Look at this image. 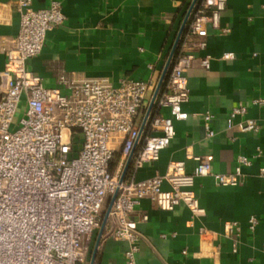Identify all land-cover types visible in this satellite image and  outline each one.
Returning a JSON list of instances; mask_svg holds the SVG:
<instances>
[{"label":"built area","instance_id":"2783aa9c","mask_svg":"<svg viewBox=\"0 0 264 264\" xmlns=\"http://www.w3.org/2000/svg\"><path fill=\"white\" fill-rule=\"evenodd\" d=\"M33 1L16 0L19 31L2 43L6 62L0 73V264H90L105 211L116 191L102 239L110 235L125 241L124 264H138L143 235L133 212L144 198L163 210L185 204L196 217L205 213L194 191L197 177L212 175L219 186H237L243 166L251 165L246 156H239L233 172L215 173L211 157L199 155L193 157L192 172L186 171L181 160L172 161L164 175L144 180L130 175L157 161L176 135L175 121L188 118L183 109L191 94L188 71L198 58L189 47L196 43L205 50L209 27L229 31L221 26L227 0L196 2L187 36L180 39V49L172 57L148 115L160 77L122 78L115 83L104 76L62 73L57 86L44 85L29 61L42 53L48 32L64 22L65 14L60 1L44 8H35ZM235 56L231 51L222 54L223 59ZM199 59L204 68H210L211 55ZM253 103L264 105V98H255ZM23 105L24 115L12 131ZM246 111L243 105L234 107L229 127ZM213 117L210 112L204 114L209 136L215 134L210 125ZM238 125L242 131H258L264 122L247 119ZM165 182L170 188L164 187ZM257 224V217L251 216L252 232ZM227 225L230 231L240 230L236 223Z\"/></svg>","mask_w":264,"mask_h":264},{"label":"crops","instance_id":"0c3cea01","mask_svg":"<svg viewBox=\"0 0 264 264\" xmlns=\"http://www.w3.org/2000/svg\"><path fill=\"white\" fill-rule=\"evenodd\" d=\"M53 1L34 0L33 6L44 8ZM57 1L65 20L48 32L42 53L29 61L48 87L57 86L62 73L104 76L115 83L160 77L193 0ZM221 26L229 31L209 27L205 50L196 43L189 47L198 58L188 71L191 94L183 104L188 118L175 121L176 135L157 161L130 175L135 180L164 175L172 161L181 160L192 172L193 157L199 155L211 157L215 173L233 172L239 156H246L251 165L243 166L237 186H219L212 175L197 177L194 191L205 213L196 217L185 204L163 210L144 198L133 212L143 235L138 264H264V125L258 131H242L238 125L247 119L264 122V105L253 103L264 98V0H227ZM19 27L16 0H0V73L6 62L2 43L16 36ZM227 51L235 58L223 59ZM205 54L212 56L208 69L199 59ZM239 105L247 111L231 128L230 112ZM207 112L214 116L213 136L205 129ZM164 187L170 188L169 183ZM253 215L258 219L254 232L249 228ZM228 223L240 230L230 231ZM127 246L106 235L95 264H124Z\"/></svg>","mask_w":264,"mask_h":264},{"label":"water","instance_id":"95a60500","mask_svg":"<svg viewBox=\"0 0 264 264\" xmlns=\"http://www.w3.org/2000/svg\"><path fill=\"white\" fill-rule=\"evenodd\" d=\"M197 1L198 0H193L192 1L191 5H190V7H189V9L187 11V14H186V16H185V18H184V20L182 22V25H181V27L179 29V32L177 34V37H176V40H175L174 45L172 47V50H171V52L169 54V57H168V59L166 61L164 69H163V71L161 73L157 88L155 90V93H154V96L152 98V101H151V103L149 105V109L147 111V115L149 114L151 108L153 107L154 102H155V98H156L160 88L162 87V85H163V83H164V81L166 79V76H167V73H168V70H169V67H170V63H171L172 57H173V55H174V53H175V51H176V49L178 47V44H179L180 39H181V36H182V34H183V32H184V30L186 28V25L188 23L190 14L192 12V9H193V7H194V5L196 4ZM134 152H135V149L132 151L131 155L129 156V158H128L126 164H125L124 170H123L122 175L120 177V182H123V180L126 177V174H127L128 170H129V167L131 165V161H132V157H133ZM117 194H118V191H116L113 194V196L111 197V199L109 201L108 207H107V209L105 211L104 219H103L101 228H100L99 233H98L97 238H96V243H95V247H94V250H93V254H92V257H91L90 264H95L97 253H98V249H99V246H100V243H101V240H102V235H103V232H104V229H105L108 217H109V213H110L111 208L113 206V203H114V201H115V199L117 197Z\"/></svg>","mask_w":264,"mask_h":264},{"label":"rangeland","instance_id":"374dc122","mask_svg":"<svg viewBox=\"0 0 264 264\" xmlns=\"http://www.w3.org/2000/svg\"><path fill=\"white\" fill-rule=\"evenodd\" d=\"M25 110V107L24 105L22 107H20V109L18 110L16 116H15V119H14V122H13V125L11 127V130L14 131L18 128V123H19V120L20 118L24 115V111Z\"/></svg>","mask_w":264,"mask_h":264},{"label":"trees","instance_id":"16d2710c","mask_svg":"<svg viewBox=\"0 0 264 264\" xmlns=\"http://www.w3.org/2000/svg\"><path fill=\"white\" fill-rule=\"evenodd\" d=\"M201 1L202 0H198L197 1V5H199L200 3H201ZM192 18H193V15H191L190 17H189V20H188V23H187V25H186V28H185V30H184V32H183V34H182V37H181V42H182V40L185 38V36H186V34H187V32H188V25H189V23H190V21L192 20ZM181 44V43H180ZM180 49V45H179V47H178V50ZM118 156L119 155H116V159L118 158ZM116 163V162H115ZM115 163H113V167L115 166Z\"/></svg>","mask_w":264,"mask_h":264}]
</instances>
